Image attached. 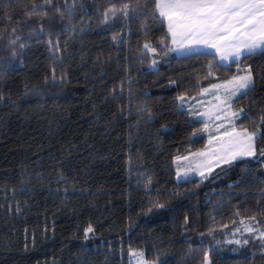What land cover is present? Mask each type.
<instances>
[{
    "label": "trees",
    "instance_id": "1",
    "mask_svg": "<svg viewBox=\"0 0 264 264\" xmlns=\"http://www.w3.org/2000/svg\"><path fill=\"white\" fill-rule=\"evenodd\" d=\"M247 68L233 109L256 155L179 179L209 138L203 90ZM261 149L259 51L179 54L153 0H0V264H264L233 240L264 224Z\"/></svg>",
    "mask_w": 264,
    "mask_h": 264
},
{
    "label": "snow or ice",
    "instance_id": "2",
    "mask_svg": "<svg viewBox=\"0 0 264 264\" xmlns=\"http://www.w3.org/2000/svg\"><path fill=\"white\" fill-rule=\"evenodd\" d=\"M52 2L53 0H45L47 5H51ZM153 4L157 18L167 21V31L171 35L172 43L179 44L183 49H190L193 45H203L215 49L222 61L232 62H239L242 58L254 55L258 51L264 54V0H153ZM127 7L125 5V9ZM55 10L60 12L59 7ZM33 11L36 9L34 8ZM125 14L127 15V12ZM44 15H47V12ZM144 47L149 51H156L147 43ZM56 50L59 51L58 45ZM155 63L153 61V64ZM242 71L243 75L233 77L224 85L212 86L214 89L220 87L225 89L228 93L224 98L225 103L238 94L244 95L251 90L253 86L251 69ZM178 99L184 101L183 96ZM241 113L243 109L232 115L239 117ZM256 136V132H249L246 128L237 131L233 123L232 128L223 133V137L216 138L219 147L210 149L209 152L193 154L205 158L197 165V169L206 168L211 172L213 161L215 166H219L221 163L230 164L238 158L255 156ZM224 137L227 139L225 140ZM209 143L211 144L212 141L210 140ZM260 155L264 156V149L260 150ZM183 159L188 160L189 157L185 156ZM200 175H205L204 170H200ZM157 206L163 207V205ZM245 230L249 233L259 231L253 227H246ZM92 232L93 228L89 226L85 231V237L87 238V234ZM258 238L264 241V231H259ZM236 243L239 244L240 241ZM243 243L247 244L248 240H244ZM131 255L139 258V264H144L142 253H131ZM205 264H211L207 253Z\"/></svg>",
    "mask_w": 264,
    "mask_h": 264
},
{
    "label": "rangeland",
    "instance_id": "3",
    "mask_svg": "<svg viewBox=\"0 0 264 264\" xmlns=\"http://www.w3.org/2000/svg\"><path fill=\"white\" fill-rule=\"evenodd\" d=\"M173 48L179 54L195 52V51H210V52H214L215 54H217L215 49L207 48L203 45H193L191 46L190 49H183L180 47L179 44H173ZM217 55L220 59L219 54ZM220 62L223 64H229L232 61L231 60L222 61L220 59ZM243 74L244 73H241L238 75H243ZM233 77L228 80L215 83L213 85H224L227 81L232 80ZM213 85L205 88L209 90L208 92H205L204 91L205 89L203 90L202 96L197 102V105L199 108V114L205 120V125L208 128L209 138L206 142L205 147H203L202 149H199L198 151H194V152H191L185 155L189 157L188 160L183 159V157L185 156L181 157L178 160V178L179 179H183L182 177H187L193 174L200 175V170H204L205 174H207L208 171L206 168L199 169V170L197 169V165L200 164L201 161L204 160L205 158L195 156L193 154L199 153V152H209L210 149L219 147V141L216 138L223 137V133L226 130H230L233 126V123L235 124L237 131H240L242 129L239 126H237L235 123L236 116L232 115L235 112L233 109V100L235 97H233L228 103H225L224 98L226 95H228V93L225 91L223 87L214 89L212 87ZM217 97H219V99H217ZM224 139L226 140L227 137H224ZM210 140L212 141L211 144L209 143ZM221 164H224V163H221ZM215 167H216L215 161H213L212 169H214ZM246 227H253L259 231H264V224H260L257 222H247L243 227L239 228L235 232L233 240L235 242L248 240V241H251L248 243H251L252 245H260L264 247V241L258 238L259 231L254 232V233H249L245 230ZM131 253H138V254L142 253L144 264H158L157 261L148 260L144 252L141 250H131L130 251L129 253L130 264H139V258L137 256L131 255ZM208 259L211 262L209 257Z\"/></svg>",
    "mask_w": 264,
    "mask_h": 264
},
{
    "label": "crops",
    "instance_id": "4",
    "mask_svg": "<svg viewBox=\"0 0 264 264\" xmlns=\"http://www.w3.org/2000/svg\"><path fill=\"white\" fill-rule=\"evenodd\" d=\"M196 49V48H195Z\"/></svg>",
    "mask_w": 264,
    "mask_h": 264
}]
</instances>
